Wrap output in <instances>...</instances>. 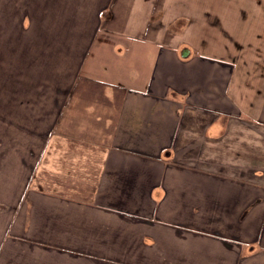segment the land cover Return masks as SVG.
Returning a JSON list of instances; mask_svg holds the SVG:
<instances>
[{"label":"crops","instance_id":"1","mask_svg":"<svg viewBox=\"0 0 264 264\" xmlns=\"http://www.w3.org/2000/svg\"><path fill=\"white\" fill-rule=\"evenodd\" d=\"M0 158V264H264V0H0Z\"/></svg>","mask_w":264,"mask_h":264},{"label":"rangeland","instance_id":"2","mask_svg":"<svg viewBox=\"0 0 264 264\" xmlns=\"http://www.w3.org/2000/svg\"><path fill=\"white\" fill-rule=\"evenodd\" d=\"M23 6V3L20 2L19 4V7H22ZM135 32V31H134ZM139 34H143V36H150L153 34L151 33L150 31H147L145 30V28L142 30V32H139ZM154 35V34H153ZM192 38H195L196 39V47H198L200 44L198 43V39L196 38V36H191ZM190 36H188L187 38L190 40L191 39ZM53 91L54 90H40L41 92V95H31V100H30V114H31V118H32V122L33 123H36L37 126L39 128H41L39 125L43 124L42 121L40 122H37V121H40V120H44L46 119V116L43 117V115L46 113L44 111H41L40 108H44L45 106H47V103H49V101L51 100V98L53 97ZM52 94V95H51ZM27 112L25 111V114ZM37 114V115H35ZM36 117H34V116ZM26 117V116H25ZM48 117V116H47ZM33 118H35L36 122L33 120ZM46 122V121H45ZM39 124V125H38ZM38 127H36V131H38ZM21 128V127H20ZM26 130L29 129L27 127H25ZM31 129L33 130V128L31 127ZM37 133V132H36ZM255 133H261L260 131L256 130L255 129ZM6 152H2L1 156H3ZM0 162H2V159L0 158ZM0 166H1V163H0Z\"/></svg>","mask_w":264,"mask_h":264},{"label":"water","instance_id":"3","mask_svg":"<svg viewBox=\"0 0 264 264\" xmlns=\"http://www.w3.org/2000/svg\"><path fill=\"white\" fill-rule=\"evenodd\" d=\"M188 53H189V50H188V49H184V50L182 51V55H183V56L188 55Z\"/></svg>","mask_w":264,"mask_h":264}]
</instances>
